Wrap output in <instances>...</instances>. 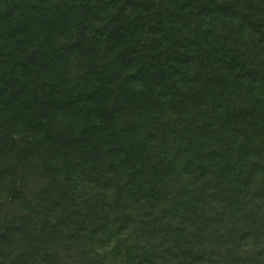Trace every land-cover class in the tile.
<instances>
[{
  "label": "trees",
  "instance_id": "obj_1",
  "mask_svg": "<svg viewBox=\"0 0 264 264\" xmlns=\"http://www.w3.org/2000/svg\"><path fill=\"white\" fill-rule=\"evenodd\" d=\"M0 264H264V0H0Z\"/></svg>",
  "mask_w": 264,
  "mask_h": 264
}]
</instances>
